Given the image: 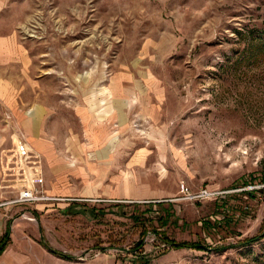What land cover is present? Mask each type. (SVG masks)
Instances as JSON below:
<instances>
[{
  "label": "rangeland",
  "instance_id": "rangeland-1",
  "mask_svg": "<svg viewBox=\"0 0 264 264\" xmlns=\"http://www.w3.org/2000/svg\"><path fill=\"white\" fill-rule=\"evenodd\" d=\"M0 40L2 198L17 139L120 156L119 200L13 206L24 264H264V0H0ZM97 94L120 100L98 110L114 131L103 118L105 145L83 149Z\"/></svg>",
  "mask_w": 264,
  "mask_h": 264
},
{
  "label": "crops",
  "instance_id": "crops-1",
  "mask_svg": "<svg viewBox=\"0 0 264 264\" xmlns=\"http://www.w3.org/2000/svg\"><path fill=\"white\" fill-rule=\"evenodd\" d=\"M11 45V42L7 43L0 40V52L4 55L3 58H8V51L6 52V50L12 48ZM116 92H118V90ZM118 93L128 92L125 91ZM3 94L4 93H0L1 96ZM96 96V99H94L92 103H89L90 106L87 104L86 107H80V119L82 120V123L86 125L84 127V132L87 135L86 141H83L81 146L78 144V146L83 149L88 146L93 147L105 145V139L103 138L106 133L104 132V128H111V131H114L112 129L113 126H110L109 118H107V116L102 117V113L98 112V110L102 107H106L104 106L106 103L109 105L111 102L115 105L120 102V100H111L107 102L103 99V97L98 99L103 95L97 94ZM122 96L128 98L127 94H122ZM111 113H113V111ZM103 118L108 121L104 128L100 126L104 121ZM29 142L33 145V147H35V150H39V152H41L43 160H46L48 163L45 176L42 171V185L45 182L44 177L47 180L46 185L42 186V190L47 197L27 203H13L5 202L4 200H6V198H2L4 196H0V201L2 202L0 203V236L5 232V230L8 231V241L0 250V264H24V262H26L25 257H30L33 253L27 249L32 246L31 242L27 238L20 234L12 236V230L10 227L11 219L8 215L9 212L13 210L14 205L22 204L23 207L32 205L34 207H32L33 209H39V211H41L43 208H38L40 207L39 205H42V207L46 209V207L50 206V204H54L55 201L53 200L56 199L64 201L68 200L66 203L69 206L75 202L74 200H79L83 197H95L99 195L103 198L113 200H119L121 197V170L119 166L120 156L117 152H108L106 149L102 152H98V150H96V156L99 157L98 159L94 160L90 158L83 161L79 157H76L75 160L78 161L70 163L68 162L66 154L63 158L57 152H52L51 149L47 150L49 142H52L51 140L42 136H32V138H29ZM106 169L109 171V174L105 173ZM3 175H5V173H3ZM8 187L9 186L5 182L0 184V195ZM124 191H127L124 192L126 194L124 197L130 199V184H128V187L125 186ZM23 212H26V214L29 215V217L25 215L28 219L33 218V216L29 213L30 211L25 210ZM38 242L42 245L41 240ZM42 246L48 252L52 253L44 245Z\"/></svg>",
  "mask_w": 264,
  "mask_h": 264
},
{
  "label": "built area",
  "instance_id": "built-area-1",
  "mask_svg": "<svg viewBox=\"0 0 264 264\" xmlns=\"http://www.w3.org/2000/svg\"><path fill=\"white\" fill-rule=\"evenodd\" d=\"M15 195L5 202L27 203L47 197L42 190L41 156L23 140L16 143ZM0 203H2L0 201Z\"/></svg>",
  "mask_w": 264,
  "mask_h": 264
},
{
  "label": "trees",
  "instance_id": "trees-1",
  "mask_svg": "<svg viewBox=\"0 0 264 264\" xmlns=\"http://www.w3.org/2000/svg\"><path fill=\"white\" fill-rule=\"evenodd\" d=\"M263 179H264V177H263ZM159 204H161V203H159ZM7 241H8V231L5 230V232L0 236V250L4 247V245L7 243ZM42 245H44L48 250H50L53 254H55L59 257L67 258V259H70V257H71L70 254L64 253L63 251L55 250V249L51 248L50 246H48L44 243H42ZM136 258H137V264H147L148 258L146 256H142L141 254H137L134 256V260H136Z\"/></svg>",
  "mask_w": 264,
  "mask_h": 264
}]
</instances>
